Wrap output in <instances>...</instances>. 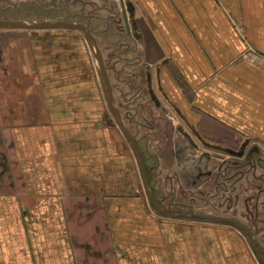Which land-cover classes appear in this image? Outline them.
I'll use <instances>...</instances> for the list:
<instances>
[{"label":"crops","instance_id":"0c3cea01","mask_svg":"<svg viewBox=\"0 0 264 264\" xmlns=\"http://www.w3.org/2000/svg\"><path fill=\"white\" fill-rule=\"evenodd\" d=\"M60 2L65 21L84 22ZM91 2L83 24L169 215L144 195L81 32L0 28V264H263L241 230L170 214L197 210L184 146L229 159L244 143L240 222L264 200V0H122L125 31L120 0Z\"/></svg>","mask_w":264,"mask_h":264},{"label":"rangeland","instance_id":"374dc122","mask_svg":"<svg viewBox=\"0 0 264 264\" xmlns=\"http://www.w3.org/2000/svg\"><path fill=\"white\" fill-rule=\"evenodd\" d=\"M60 3V0H0V20H21L27 22H37L39 20L49 22H53L54 20L65 21L66 17L63 15L62 6L60 5ZM63 4L66 8H69L71 11H74L75 14H80V16H78L76 19H82L84 21H81L82 24L87 23L89 20H91V18H89V16L93 14V5L91 0H63ZM120 18L121 17H116V27L119 30H121V23L123 22V20ZM84 25L87 26L86 24ZM69 32L75 33L74 31ZM79 34V36H82L81 33ZM74 38H78L77 35H75ZM101 49L102 52H104V55L107 56L108 51L106 47L102 46ZM113 120L114 119L112 118V121ZM113 125L115 126L114 121ZM127 145L129 146V144ZM186 145L191 151H193V148H198L199 146V144L195 145L190 143H186ZM229 145H232V143ZM200 147L201 146H199V148ZM183 148V153H180L178 159L179 164L184 163L186 168H188L190 163H198L197 169L195 171L196 174H193L190 179H183L184 184L190 186V188L198 189L196 194V214L230 218L240 222V196H242V192H240V181H237L238 175L233 172L230 173L231 170H228V172L232 174H228L230 178H228V176H225V172H223L224 176H218L219 179H216L215 175L211 176L207 174V171L211 172L212 168L218 169L221 167H218V165H216L214 159L212 163H210V160L212 159L206 158L203 153H191L188 156L187 154H185V150L187 149V147L184 146ZM170 154L172 155L169 159V163L171 165L175 153L172 151L170 152ZM225 160H227V158ZM228 160L230 162L236 161V159L232 158L231 156ZM233 179H235V182H237L232 183ZM147 180H149V178ZM220 180H222L223 182L221 183ZM258 187L259 186H257V188ZM201 188L207 190L203 191V189ZM150 193L152 194V197L156 200L154 196L155 192L152 190L151 186ZM244 193H246V191ZM144 195L146 196V192H144ZM248 197V200L250 201H254V199L256 198H260L257 195L256 189L252 190ZM242 214L245 215L242 220V222L244 221L243 224L246 225V227H249V229L255 236H258L257 238H254V240L256 242L259 253L264 258V232L260 233L261 230L264 231V200L259 199V203L256 202L255 205L254 203H249L248 207L245 208ZM232 227L236 228L235 226ZM238 231L240 232V229H238ZM246 240L250 244L249 239L247 237Z\"/></svg>","mask_w":264,"mask_h":264},{"label":"water","instance_id":"95a60500","mask_svg":"<svg viewBox=\"0 0 264 264\" xmlns=\"http://www.w3.org/2000/svg\"><path fill=\"white\" fill-rule=\"evenodd\" d=\"M120 8L121 13L119 16L123 20L124 28L128 30V22L126 18V12L124 9V5L122 3V0H120ZM0 28H8V29H20V30H55V29H75L80 31L83 36L84 40L86 41L88 47L90 48V51L92 52L94 59L96 60V63L98 65L99 69V76L102 86V92L104 96L105 103L108 107L109 113L111 114L112 118L114 119V122L116 126L118 127L119 131L123 135V137L128 142L132 153L136 159L139 173L142 179V184L144 191L146 192V195L150 201V203L153 205L154 209L158 212V214L161 215H169L168 212H166L158 203L157 201L152 197V194L150 193V186L147 180V173L145 170V167L143 165V160L141 156V152L137 146V140L136 138L127 130L125 127L123 120L121 118L120 112L117 110L115 106V101L112 94V87L109 82V78L107 75L106 67L104 60L102 58V54L100 51V48L88 29L87 26L80 24V23H73V22H67V21H56V22H49V21H37V22H27V21H14V20H0ZM171 216H176L178 218L191 216L194 219L202 220L206 222H213V223H226L230 224L232 226H235L236 228L242 230L249 239L250 245L252 249L254 250L256 256L261 260V262L264 264V258L259 253L256 243L254 241V238L250 232V230L244 225L243 223L230 219V218H223L218 216H212V215H204V214H196V213H189V214H170Z\"/></svg>","mask_w":264,"mask_h":264},{"label":"flooded vegetation","instance_id":"af4514ba","mask_svg":"<svg viewBox=\"0 0 264 264\" xmlns=\"http://www.w3.org/2000/svg\"><path fill=\"white\" fill-rule=\"evenodd\" d=\"M73 23H80V22H73ZM80 24H82V23H80ZM84 25V24H83ZM89 29V28H88ZM121 30L122 31H125V28H124V24H122L121 25ZM123 33V32H122ZM124 34V33H123ZM83 35V34H82ZM143 85H145V84H143ZM141 89H143V90H141ZM133 91H134V89H132ZM147 94L146 96H148V98L150 99V102L152 103V104H155V103H157V102H155L154 103V101L156 100L155 98L154 99H152V97H151V95H149V93H148V88H147V86L145 85V86H143V88H139V94ZM141 94V95H142ZM122 95V97H124V98H126V95L124 96V94L122 93L121 94ZM138 96V95H137ZM136 96V97H137ZM135 97V98H136ZM126 100V99H125ZM125 100H122L123 101V103H125V102H127V104H128V108H129V104H130V101H125ZM122 103V104H123ZM125 108H126V103H125ZM162 113H164L162 110H161V113H160V115H162ZM128 116L130 117V115L128 114ZM172 126H173V124H172ZM171 130H172V133H182V129L181 128H179V127H171ZM234 145H236L235 147H233V148H227V150H230L228 153H225V154H228L229 156H231L232 158H235L236 159V161H234V162H230L228 159L227 160H225L226 158H225V156H223V154H221L219 157H215V158H211V157H209V156H205L206 158H211L212 160L214 159L215 160V162H216V165H218V167H220V168H212L211 169V172H209V171H207L208 173L207 174H209V175H211V176H214L215 175V177H216V179L218 178V176H224L223 175V172H225V176H228V178H230V176L228 175V174H230V173H236L237 172V181H240V153L242 154L243 153V151H244V143L240 146V143H237V144H234ZM212 148H214V149H219V150H222V149H224V147H220V146H218V145H216V144H213V145H210ZM226 150V149H225ZM228 156V157H229ZM228 170H231V172L229 173L228 172ZM217 171V172H216ZM230 175H232V174H230ZM227 178V179H228ZM219 179V178H218ZM149 181H150V179H149ZM218 181V180H217ZM221 181V183L223 182L222 180H220ZM236 181V182H237ZM230 182V181H229ZM233 182H235V179H233V181H232V183ZM235 182V183H236ZM248 229H249V227H247ZM250 230V229H249ZM242 231V230H241ZM251 231V230H250ZM243 232V231H242ZM244 233V232H243ZM245 234V233H244ZM251 234H252V236L254 235L253 233H252V231H251ZM246 235V234H245ZM247 236V235H246ZM254 238V237H253ZM255 241V240H254ZM256 243V242H255ZM257 246V245H256ZM258 249V248H257Z\"/></svg>","mask_w":264,"mask_h":264}]
</instances>
